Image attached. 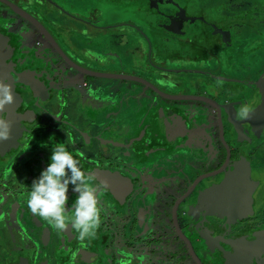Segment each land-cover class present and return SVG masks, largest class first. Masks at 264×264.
<instances>
[{"label": "flooded vegetation", "instance_id": "1", "mask_svg": "<svg viewBox=\"0 0 264 264\" xmlns=\"http://www.w3.org/2000/svg\"><path fill=\"white\" fill-rule=\"evenodd\" d=\"M65 1L69 6L0 0V80L15 95L0 113L12 122L11 139L0 141V264H264V21L256 30L246 16L213 20L199 0H184L185 18L197 25H133L125 0ZM137 1L143 8L159 2ZM239 2L246 13L264 16V0ZM15 16L12 32L4 24L12 28ZM152 35L164 45L156 46ZM119 49L129 55L111 56ZM99 79L118 84L116 95L131 80L154 96L132 112L108 115L105 132H96L95 116L78 123L65 107L73 102L69 87L86 90ZM55 102L64 105L58 117L51 110ZM244 107L247 117L240 115ZM104 134L116 139L104 154L114 157L107 165L74 150L81 148L77 135L86 137L87 152ZM58 143L86 163L82 171L93 177L90 183H107L97 194L95 236L81 242L77 233L65 262L57 253L74 230L75 186L68 190L66 230L27 204ZM173 153L179 157L168 156Z\"/></svg>", "mask_w": 264, "mask_h": 264}, {"label": "rangeland", "instance_id": "2", "mask_svg": "<svg viewBox=\"0 0 264 264\" xmlns=\"http://www.w3.org/2000/svg\"><path fill=\"white\" fill-rule=\"evenodd\" d=\"M59 1L62 2V0H59ZM89 1L99 2L103 0H80L81 2L80 4L85 5ZM125 1L130 3L127 7V10H128L126 12L127 15L133 16V17H130V19H126V20H128V22L132 20V22L136 23L133 25H155V27H159L161 22L168 23V24L174 23L175 25H197L198 24L197 21L187 20L185 18V15H186L185 8H182V4L184 3V0H159L157 5H154L153 7L148 6L146 8L140 7L137 0H125ZM41 3L46 4L44 1H41ZM63 3L65 6H69L68 5L69 1L66 2L65 0H63ZM112 4L114 5L115 3H112ZM198 4H200L201 8L203 7L201 11L213 20L219 19V18H225V16L233 17V15H239L241 18L246 16L248 17L249 25L253 24L256 30L263 29L262 24L260 23L264 21V16L255 11L253 13H246L244 7L240 6L239 0H199ZM225 5H227V8H226L227 10L223 11L222 9L224 8L223 6ZM198 9H200V7ZM94 10H95L94 8L88 9L89 12L94 11ZM65 12L66 11L64 10L63 11L64 16H66ZM189 12H192V10L190 9ZM15 21L16 22H14L15 24L12 25V28L9 24L7 25L6 23L4 24V28H6L9 31L15 32V30H17V27L15 25H18L17 23L19 21L18 17L16 16H15ZM149 33H152L151 29H149ZM153 37L155 38V36ZM132 42L134 44H137V40L132 41ZM154 42L156 43L155 45L158 47H162V45H164L161 38H157L156 40H154ZM138 45L141 48L143 45H145V43H140ZM126 54L129 55L127 49H119L117 51H111V56H114L117 59H124ZM147 54L148 53H145L144 55H147ZM138 56H140L139 53H138ZM143 60H141L140 62V68L142 69L146 68L145 66H147L148 64V60L146 58H145V61ZM153 60L155 61V57L153 58ZM167 61L168 59L162 62H158V61L156 62L164 65ZM135 65L137 66V62H135ZM143 82H145V80H143ZM117 85L118 84L111 83L108 81H106L105 83V81L99 79L98 81H95L88 88H84L86 90H83L82 88H79L76 85H75V89L74 87H69L68 90L66 91V94L68 96V99H70V101L73 100V102L72 104L66 105L65 112H68V115H70V118L72 120L76 119L75 121L78 123H82V122L86 123L90 121L92 117L95 116L97 120H99V122L95 123L94 127L96 129V132L101 133L103 131L105 132L106 130L104 124L106 121V117L108 115L113 114V118H114V116H117L116 113H119L120 109H127L129 112H132L133 109L140 106V103H143V101L149 102L151 98H153L154 96L150 88H148L143 93L142 90H144L145 86L142 85V83L139 84L138 82L131 81V80L128 82L127 89L123 87L122 93L121 94L118 93L116 95L113 89L115 90L117 88L116 87ZM133 86H137V88H134ZM71 89H74V90L71 91ZM141 93L144 95L142 98L140 97ZM51 105H52L51 110L55 114V117H58V115L62 114V110L64 107L63 104H57V102H55L54 104H51ZM52 120L53 119H51L50 121ZM52 124L58 125V121H55ZM102 126H104L103 130L101 129ZM103 136H104L103 139L95 140V146L93 149L92 148L87 149L88 151L86 152V147H83V144H82L83 141L86 142L85 140L86 137H78L77 135L78 143L81 148L80 149H76L74 147L73 148L84 159L87 160L89 156L95 157V158L98 157V159L102 158L100 162L104 163V165H107L110 159L114 160V157L107 158L104 156V154H106L107 151L109 150V143L112 142V139L114 140L115 138H112L110 135L109 137L105 136V134ZM187 154L188 152H186V155H183V154H180V155L181 157L186 158ZM168 156L170 158H175V157H179V154L173 153L172 155L170 154ZM135 161H137V158H135ZM161 178L163 177L161 176ZM164 183H166V179ZM176 186H177V183H176ZM69 188H72V186L69 185ZM165 188L168 189L166 186ZM67 195L68 197H71L69 195V192L67 193ZM100 196H101V193L99 194V197ZM102 201L104 202V200ZM164 203L165 201L163 202L162 208L164 206ZM162 208L161 209L158 208V211L161 214L159 218L163 219L164 215H162ZM104 209L108 211L107 206Z\"/></svg>", "mask_w": 264, "mask_h": 264}, {"label": "clouds", "instance_id": "3", "mask_svg": "<svg viewBox=\"0 0 264 264\" xmlns=\"http://www.w3.org/2000/svg\"><path fill=\"white\" fill-rule=\"evenodd\" d=\"M15 103L12 85L0 80V113L6 106ZM242 117L249 115V109L240 111ZM12 122L0 117V141L11 139ZM68 135V134H67ZM51 163L40 177L33 181L28 193L27 204L30 211L48 221L58 231L66 230V205L69 185L79 195L73 204L74 217L70 221L72 228L78 233V239L84 242L94 237L95 230L101 223V211L98 207L97 194L107 187L106 182L90 183L93 177L85 174L79 167V160L73 157L65 143L55 144L52 149ZM77 253L72 254L75 261Z\"/></svg>", "mask_w": 264, "mask_h": 264}, {"label": "water", "instance_id": "4", "mask_svg": "<svg viewBox=\"0 0 264 264\" xmlns=\"http://www.w3.org/2000/svg\"><path fill=\"white\" fill-rule=\"evenodd\" d=\"M13 6L15 7V9H16L17 11H19V12L22 13L24 16H26L27 18H29V19H31L33 22H35V19H33V18L31 17L30 14H28V13H26V12H23L20 8H18V7L15 6V5H13ZM35 23H36V22H35ZM39 27H40V26H39ZM26 72H27V71H26ZM33 72H34L33 70L27 72V73H26V74H27V77H29V75H31ZM33 86L35 87L34 91L39 95V93H40L39 90H40V88H41V86H40V84H39V81H38V80H35V82L33 83ZM38 86H39V88H38ZM153 144H155V143L151 142L150 147H151ZM160 144H161V143H160ZM84 164H86V163H85V162H84V163H82V162L79 163V167L81 168V170H82V165H84ZM86 167H92L91 169H92V170L94 169L93 166H90L89 164L86 165ZM89 174H90V173H89ZM103 182H105V181H103ZM108 188H109V187H108ZM74 192H75V191H74ZM76 195L78 196L79 194L76 192ZM67 204H68V202H67ZM68 213H71V212H68ZM76 235H77V232H75V231L73 230V232L71 233V235H70L66 240H63L62 243L60 244L57 255H58L59 257L63 256V258L61 259V261L65 262L67 259H69V257H70V252H71V250H72V248H73L72 245H74V243H75Z\"/></svg>", "mask_w": 264, "mask_h": 264}, {"label": "crops", "instance_id": "5", "mask_svg": "<svg viewBox=\"0 0 264 264\" xmlns=\"http://www.w3.org/2000/svg\"><path fill=\"white\" fill-rule=\"evenodd\" d=\"M97 8H102L101 6H97V5H95ZM105 8V6L103 5V9ZM101 10H99V9H95V13H99Z\"/></svg>", "mask_w": 264, "mask_h": 264}]
</instances>
